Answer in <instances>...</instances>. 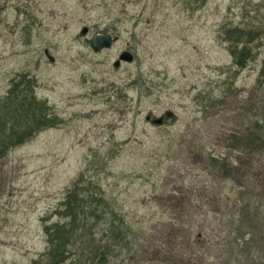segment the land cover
Segmentation results:
<instances>
[{"label": "rangeland", "instance_id": "rangeland-1", "mask_svg": "<svg viewBox=\"0 0 264 264\" xmlns=\"http://www.w3.org/2000/svg\"><path fill=\"white\" fill-rule=\"evenodd\" d=\"M258 19L264 0H0V99L26 75L62 120L0 158V264L45 250L81 172L123 220L87 264H264V44L239 69L228 41Z\"/></svg>", "mask_w": 264, "mask_h": 264}, {"label": "trees", "instance_id": "trees-1", "mask_svg": "<svg viewBox=\"0 0 264 264\" xmlns=\"http://www.w3.org/2000/svg\"><path fill=\"white\" fill-rule=\"evenodd\" d=\"M228 41L234 66L243 69L259 53V50L255 54L252 51L264 44V22L258 19L247 23L237 30L236 37L230 34ZM263 68L264 53L259 76ZM18 77L24 80L27 76ZM18 77L12 81L6 96L0 99V158L39 132L62 123L52 107L36 97L33 91L36 82L32 78L22 81ZM118 214L98 184L81 172L66 188L57 207L41 218L46 246L31 264H87L88 253L82 251V247L91 237L92 228L99 220L110 218L107 226V233H110L112 222L120 220ZM122 231L129 229L123 226Z\"/></svg>", "mask_w": 264, "mask_h": 264}, {"label": "water", "instance_id": "water-1", "mask_svg": "<svg viewBox=\"0 0 264 264\" xmlns=\"http://www.w3.org/2000/svg\"><path fill=\"white\" fill-rule=\"evenodd\" d=\"M87 29L83 28L82 33H86ZM113 43V37L111 34H98L92 37L90 40V47L93 51L98 52L102 49H106L111 47ZM119 60L125 61V62H131L133 60V56L129 51H124L120 54ZM155 124L160 125L162 123V119L158 118L154 121Z\"/></svg>", "mask_w": 264, "mask_h": 264}]
</instances>
